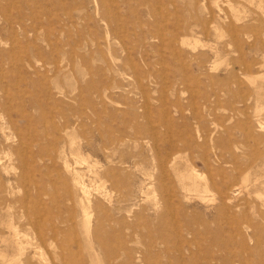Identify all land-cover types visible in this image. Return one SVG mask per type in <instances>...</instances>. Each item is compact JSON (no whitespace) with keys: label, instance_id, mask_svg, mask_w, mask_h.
Masks as SVG:
<instances>
[{"label":"rangeland","instance_id":"1","mask_svg":"<svg viewBox=\"0 0 264 264\" xmlns=\"http://www.w3.org/2000/svg\"><path fill=\"white\" fill-rule=\"evenodd\" d=\"M0 264H264V0H0Z\"/></svg>","mask_w":264,"mask_h":264},{"label":"bare ground","instance_id":"2","mask_svg":"<svg viewBox=\"0 0 264 264\" xmlns=\"http://www.w3.org/2000/svg\"><path fill=\"white\" fill-rule=\"evenodd\" d=\"M82 163V162H81ZM86 165V164H85ZM69 167V166H68ZM180 172V171H179ZM184 177V176H183ZM198 177V176H197ZM201 178V177H200ZM182 181V180H181ZM184 182V181H183ZM195 184V183H194ZM80 190H81V192H84V190H83V188H80ZM206 194V193H205ZM210 203V202H209ZM87 210H83V218H84V223H85V225H87L88 226V223H89V215H88V213L86 212ZM246 211V210H245ZM89 227V226H88ZM89 229V228H88ZM125 231H127V230H125ZM87 232V231H86ZM87 234V233H86ZM21 250V249H20ZM41 251V250H40ZM20 252V251H19ZM22 252H20L19 254H21ZM143 259V258H142Z\"/></svg>","mask_w":264,"mask_h":264}]
</instances>
